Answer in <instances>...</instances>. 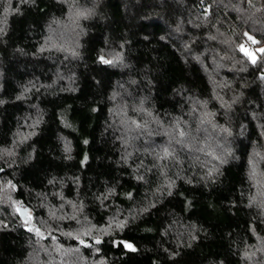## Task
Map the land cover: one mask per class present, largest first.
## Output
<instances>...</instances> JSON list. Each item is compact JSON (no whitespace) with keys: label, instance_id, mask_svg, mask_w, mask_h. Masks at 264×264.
Returning a JSON list of instances; mask_svg holds the SVG:
<instances>
[{"label":"trees","instance_id":"trees-1","mask_svg":"<svg viewBox=\"0 0 264 264\" xmlns=\"http://www.w3.org/2000/svg\"><path fill=\"white\" fill-rule=\"evenodd\" d=\"M248 44L264 0H0V264H264Z\"/></svg>","mask_w":264,"mask_h":264},{"label":"snow or ice","instance_id":"snow-or-ice-1","mask_svg":"<svg viewBox=\"0 0 264 264\" xmlns=\"http://www.w3.org/2000/svg\"><path fill=\"white\" fill-rule=\"evenodd\" d=\"M9 4H10V0H9ZM8 10L9 9H5V12L7 13ZM80 15H83V13H80ZM245 35H247V34H245ZM248 39L249 40H253V37L249 36ZM253 42H255V41L253 40ZM242 50L247 52L246 49H242ZM259 51L261 53H264V48L259 49ZM101 60L103 62H105V63H111L110 60H104L103 57H101ZM253 62H255V57H253ZM131 124L134 125V127H129V129H128L129 131H137V130H139L137 132V135L143 134V135H147L149 137H151L153 135V131L147 129V125L146 124H139V123H137L135 121H132ZM165 131H167V130H165ZM174 131L176 132V136L175 137H170V140L175 139L176 143H178V144L182 143V141L179 138L184 137L185 133L183 132V130L179 129L178 125L176 126V129H174ZM222 131L225 132V133H228L230 135V132H229V130L227 128L222 129ZM85 143H87V141H85ZM169 148H171V143H169L167 146H160V151L157 153V158L158 159H166L169 156H172L173 152L175 150L173 149V151L170 152ZM0 172H3L2 168H0ZM141 179H142V177H141ZM7 187L15 190V185L12 184L11 181L7 182ZM69 203H71V202H69ZM73 208H75V205H73ZM16 210L21 215L25 216L26 222H30L32 220L31 213H30V211L27 208H24L22 205H18ZM73 218H75V217H73ZM120 226H122V225H120ZM33 230H35V232H36V234L38 236L43 237L44 234L40 231L39 228H35V229H33L31 227L29 228V231H33ZM91 231H92V229H89V230L83 232L82 234L86 235V236H90L91 235ZM69 235H71V233H69ZM80 243L84 244L85 242L83 240H81ZM95 243H97V244L100 243V240L99 239H95ZM127 247L131 248L132 246L131 245H127ZM132 250H135V249H132Z\"/></svg>","mask_w":264,"mask_h":264},{"label":"rangeland","instance_id":"rangeland-1","mask_svg":"<svg viewBox=\"0 0 264 264\" xmlns=\"http://www.w3.org/2000/svg\"><path fill=\"white\" fill-rule=\"evenodd\" d=\"M249 45L250 44H248L247 48H248V51L250 52L251 57H256V55L258 54L259 49L262 48V45L261 44H257L256 48H251Z\"/></svg>","mask_w":264,"mask_h":264},{"label":"built area","instance_id":"built-area-1","mask_svg":"<svg viewBox=\"0 0 264 264\" xmlns=\"http://www.w3.org/2000/svg\"><path fill=\"white\" fill-rule=\"evenodd\" d=\"M263 72H264V69H263Z\"/></svg>","mask_w":264,"mask_h":264}]
</instances>
